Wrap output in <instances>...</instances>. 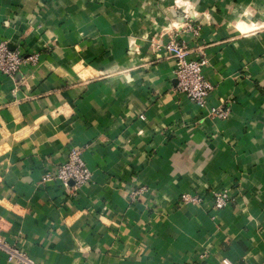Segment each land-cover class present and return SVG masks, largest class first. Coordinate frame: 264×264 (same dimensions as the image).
I'll use <instances>...</instances> for the list:
<instances>
[{
    "label": "crops",
    "instance_id": "obj_1",
    "mask_svg": "<svg viewBox=\"0 0 264 264\" xmlns=\"http://www.w3.org/2000/svg\"><path fill=\"white\" fill-rule=\"evenodd\" d=\"M170 38L206 59L209 105L177 90ZM0 42L38 55L0 73V242L36 264L264 261V0H0ZM71 147L90 181L42 183Z\"/></svg>",
    "mask_w": 264,
    "mask_h": 264
},
{
    "label": "built area",
    "instance_id": "obj_2",
    "mask_svg": "<svg viewBox=\"0 0 264 264\" xmlns=\"http://www.w3.org/2000/svg\"><path fill=\"white\" fill-rule=\"evenodd\" d=\"M196 33V30H194ZM166 48L172 52L175 58L173 77L176 80L177 90L188 99L199 106L208 104V97L213 91V84L204 76L203 66L206 62L204 57L191 58L188 56L186 46L180 44L175 38L165 44ZM38 55L34 53L26 54L18 48H10L6 42H0V73L13 76L18 72L23 64H36ZM210 112L223 116L224 111L215 106H210ZM91 172L82 158L80 149L69 148L66 158L55 170L44 172L41 182H59L63 188L77 190L82 185L90 181ZM213 199L212 209L225 208L230 202L229 188L213 189L211 191ZM181 203L201 204L202 197L196 193H183L180 196ZM0 248L7 253V261L13 264H36L35 261L25 252L0 242ZM223 264H230L223 259ZM260 264H264V261Z\"/></svg>",
    "mask_w": 264,
    "mask_h": 264
}]
</instances>
